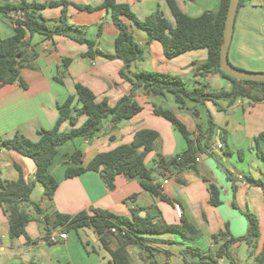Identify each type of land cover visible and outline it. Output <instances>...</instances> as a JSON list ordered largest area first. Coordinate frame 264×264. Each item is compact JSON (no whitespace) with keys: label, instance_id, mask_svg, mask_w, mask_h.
<instances>
[{"label":"crops","instance_id":"obj_1","mask_svg":"<svg viewBox=\"0 0 264 264\" xmlns=\"http://www.w3.org/2000/svg\"><path fill=\"white\" fill-rule=\"evenodd\" d=\"M23 0H0V6L8 3L19 4ZM29 3L47 4L65 1L68 7L69 22L82 29V35L95 43L94 50L108 54L114 52L118 29L112 17L105 9H100L104 0H26ZM129 4L140 19L161 11L175 27V19L166 0H118ZM177 6L186 15L196 18L205 12H217L221 0H175ZM78 6L89 7L93 11L79 10ZM40 14L52 25L62 14V7H46ZM16 20L17 17H14ZM132 33L139 46L144 50L143 60L138 62L134 71L178 75L188 83V88L206 87L207 90L230 91L232 84L213 72L200 75L198 66L208 58L206 49L187 52L173 59L165 56L161 43L149 44L145 31L132 23ZM101 28V30H100ZM14 34V25L0 14V41ZM78 36L76 32L73 33ZM32 44L36 46L37 56L33 59L28 52V61L23 62L20 81L0 87V141L12 139L16 134L38 141L40 130H51L59 116V105L69 96L76 95V84L88 87L101 102L108 99L114 106L123 97L130 94L132 85L120 77L123 67L121 60H107L96 56L94 60L83 57L88 46L67 37H55L47 40L34 36ZM71 62L67 69L63 60ZM229 61L236 68L250 72H264V0H248L238 11L233 40L229 50ZM198 73V74H197ZM56 78L62 80L59 83ZM219 82L220 89L215 87ZM260 101L238 99L233 104L220 100L218 105L207 101L201 105L207 112L208 120L201 117L198 105L187 102L186 108H180L171 94L160 98L147 95L145 91L137 93L135 100L142 111L129 121L112 126L105 123L103 130L91 141L83 140L84 166H87L100 152L110 151L118 146L132 142L134 135L141 130H153L159 135L154 142L152 152L146 160L153 171V184H161L171 175L170 182L162 188V195L170 202L152 196L136 180H127L117 176L115 189L110 191L96 172H86L78 177H65L66 166L63 163L73 153L75 145L68 144L60 151L52 174L59 182L58 190L52 200L44 197V186L35 182L31 202L39 206L37 212L32 206H26L32 221L26 228L27 235L11 239L9 235V213L0 207V264H114L109 252L103 247L93 228L79 229L56 226L57 214L76 216L92 209L107 211L119 217L132 219L134 214L141 218L151 216L155 224L180 225L175 206H179L182 215L202 237L194 241H185L179 235L162 234L147 236L145 246L129 247L132 264H189L199 258L191 254L184 255L187 247L215 251L217 246L213 236L228 230L230 236L241 238L246 235L248 223L244 213L257 217L260 237L257 248L252 249L251 258L256 257L264 245V191L252 181L264 183V160L258 155L255 139L264 131V93ZM218 106L223 110L219 111ZM173 111L187 127L192 139H197L209 126L211 116L215 125L212 148L197 160L196 170L168 173L160 170L156 163L158 157L171 159L186 150V142L181 134L166 119L155 115V109ZM85 117L81 119V123ZM69 130L68 124L63 125ZM224 144L223 150L213 148L218 141ZM71 145V146H69ZM66 147V148H65ZM61 157V158H59ZM222 164L231 174V178L220 167ZM27 182L35 181V164L17 153L0 146V180L18 181L20 171ZM220 190L221 205L210 203V186ZM25 207V205H23ZM49 224H45V217ZM48 227V232H47ZM66 233V240L51 244L44 239L49 233ZM109 247L115 250L118 242L113 235L108 236ZM245 243L233 247V256L237 264H245L238 255ZM221 264H231L221 259Z\"/></svg>","mask_w":264,"mask_h":264},{"label":"trees","instance_id":"obj_2","mask_svg":"<svg viewBox=\"0 0 264 264\" xmlns=\"http://www.w3.org/2000/svg\"><path fill=\"white\" fill-rule=\"evenodd\" d=\"M166 1L175 19V27L161 11H157L145 20H140L129 4L119 3L118 0H104L100 9H105L110 13L113 23L118 29L114 52L111 54L94 50L95 43L82 35L81 28L70 24L68 12L70 4L68 2L39 4L23 0L19 4L7 2L0 6V14L14 25V34L0 41V87L15 81H20V84L24 88L26 87L20 77V70L23 67V62L29 60V51H31L30 59L37 56L36 46L32 44L31 40L36 35L52 41L55 37H67L80 44H85L88 46V51L83 54V57L89 60H94L96 56L104 57L110 61L121 60L124 65L120 70V77L132 85L130 94L112 106L108 99L98 102L95 94L88 87L76 84V95L69 96L62 105H59L56 125L51 130H40L38 141H32L21 134H16L12 139L0 141L2 148L30 159L36 167L34 182L26 181L19 166H16L21 173L18 181L0 180V207L9 213L11 239L27 235L26 228L32 221V217L27 212L26 206L30 205L37 212H41L39 206L31 202L35 182L44 186L46 199L52 200L55 196L59 182L52 174V169L63 147L68 144L75 145L77 140L91 141L103 130L105 123L115 126L136 117L142 111L141 105L135 100L138 92L145 91L147 95L160 98L171 94L180 108H186L187 102L205 105L207 101H210L218 105L220 100L233 104L238 99L247 98L260 101L263 98L264 83L239 81L221 70L220 53L224 42L225 22L230 0H221L217 12H205L196 18L183 13L175 0ZM247 1L241 0L239 9ZM46 7H62L61 16L52 27L48 25L50 21L40 14V11ZM78 9L93 11L89 7L78 6ZM14 17L17 19L15 20ZM126 21L145 31L149 44L154 41L161 43L168 59L176 58L187 52L206 49L208 58L205 63L198 66L197 72H201L200 75L216 72L231 82L232 89L230 91L225 89L207 90L206 87L190 89L184 78L178 75L135 72V65L143 60L144 50L135 40L131 26ZM74 32L79 33L78 36L74 35ZM70 62L69 59L63 60L65 69L68 68ZM56 80L63 84L59 78ZM218 110L222 111L223 109L218 106ZM155 115L169 121L186 142V150L175 157L171 159L158 157L156 163L160 170L168 173L196 170L199 157L212 148L215 125L211 116L207 131L194 140L185 124L178 119L173 111L156 108ZM83 117L85 120L81 123ZM64 124H68L70 129L64 130ZM158 137L156 131L141 130L134 135L131 143L118 146L107 152H100L87 166H84L83 151L75 145L73 153L66 156L67 160L63 163L66 166L65 177L68 179L78 177L86 172H96L107 188L113 191L116 177L124 176L127 180L138 181L142 188L152 196L170 202L162 195L160 184H153V171L146 164ZM255 141L258 146V155L264 160V131ZM220 167L231 178V174L222 164ZM252 183L264 191L263 182L252 181ZM209 191L211 194L210 203L215 207L220 206L222 203L220 190L215 185H211ZM92 212L93 216H90L88 212H81L76 216L57 214L54 225L66 227L67 230L69 228H93L114 264H132L128 253L129 247L139 246L149 251L150 248L145 246L147 236L174 234L179 235L185 241H194L202 237L200 231L183 215L180 225H167L164 222L155 224L151 216L141 218L134 214L132 219H129L98 209H92ZM244 215L248 223L245 236L234 238L226 230L213 236L212 239L217 246L215 251L187 247L183 252L184 255L191 254L199 258L198 262L189 264H221V259H227L231 264H237L232 253V249L237 243L241 242L253 249L257 248L260 237L258 219L249 212ZM45 224H49L47 216ZM112 230H116L117 233ZM109 235H113L118 242V247L115 250H111L109 247ZM256 264H264V245L256 257Z\"/></svg>","mask_w":264,"mask_h":264},{"label":"water","instance_id":"obj_3","mask_svg":"<svg viewBox=\"0 0 264 264\" xmlns=\"http://www.w3.org/2000/svg\"><path fill=\"white\" fill-rule=\"evenodd\" d=\"M241 0H230L228 14L225 22L224 42L221 46L220 67L228 76L239 81L264 83V72H250L233 66L229 61V50L233 40L236 19Z\"/></svg>","mask_w":264,"mask_h":264},{"label":"rangeland","instance_id":"obj_4","mask_svg":"<svg viewBox=\"0 0 264 264\" xmlns=\"http://www.w3.org/2000/svg\"><path fill=\"white\" fill-rule=\"evenodd\" d=\"M48 25L50 26V27H52L53 25H52V23H50V22H48ZM36 37L37 38H39V36L38 35H36ZM216 84H215V87L217 88V89H220L221 87H220V84H219V82H215ZM198 110L200 111V113H201V117L205 120V121H207L208 120V116H207V112L205 111V109L201 106V105H198ZM73 145V144H72ZM75 145H76V147H78L79 149H81V150H83L84 149V145H83V143H82V140H77V141H75ZM69 146H71V145H69ZM66 148V147H65ZM62 150H64V149H62ZM62 152V151H61ZM59 158H61V157H59ZM251 252H252V249H250L246 244H243L242 246H241V248L239 249V252H238V255L240 256V258H241V260L245 263V264H254V262L252 261V258H251Z\"/></svg>","mask_w":264,"mask_h":264},{"label":"built area","instance_id":"obj_5","mask_svg":"<svg viewBox=\"0 0 264 264\" xmlns=\"http://www.w3.org/2000/svg\"><path fill=\"white\" fill-rule=\"evenodd\" d=\"M214 149L216 150H223L224 149V144L222 143L221 140L218 141V143L215 144V146H213ZM170 179H171V175L168 174L167 177L162 181V183L160 184L161 186V189L167 185L169 182H170ZM175 211H176V214L179 218L182 217V210L179 206H175ZM112 232L114 233H117L116 230H112ZM44 239L46 241H48L49 243L51 244H56L59 242V240H66L67 239V234L66 233H49V234H46Z\"/></svg>","mask_w":264,"mask_h":264}]
</instances>
